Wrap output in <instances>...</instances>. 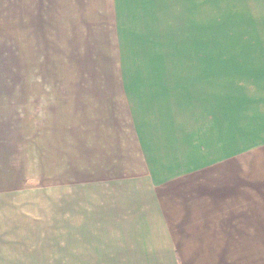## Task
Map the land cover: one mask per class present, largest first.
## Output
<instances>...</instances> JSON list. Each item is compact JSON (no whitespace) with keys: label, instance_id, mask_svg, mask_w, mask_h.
Instances as JSON below:
<instances>
[{"label":"rangeland","instance_id":"1","mask_svg":"<svg viewBox=\"0 0 264 264\" xmlns=\"http://www.w3.org/2000/svg\"><path fill=\"white\" fill-rule=\"evenodd\" d=\"M262 26L264 0H0V264H104L97 221L137 159L217 155L192 59ZM206 196L240 241L204 263L264 264V194Z\"/></svg>","mask_w":264,"mask_h":264},{"label":"crops","instance_id":"2","mask_svg":"<svg viewBox=\"0 0 264 264\" xmlns=\"http://www.w3.org/2000/svg\"><path fill=\"white\" fill-rule=\"evenodd\" d=\"M252 31L259 36L220 40L211 47L213 59L191 61L200 67L191 82L201 83L195 89L201 107L215 115L217 155L137 159L138 175L120 179L115 205L106 204L104 221H97L105 226L104 264H208L203 259L209 249H221L217 242L240 241L235 227L215 228L216 214L209 211L225 207L209 203L206 195L248 194L242 202L252 209V195L264 194V26ZM193 47L204 55L202 44ZM205 66L215 73L209 75ZM205 81L213 84L206 87ZM205 97L216 101L206 106ZM230 202L222 220L239 216V201ZM199 209L205 210L204 218Z\"/></svg>","mask_w":264,"mask_h":264}]
</instances>
